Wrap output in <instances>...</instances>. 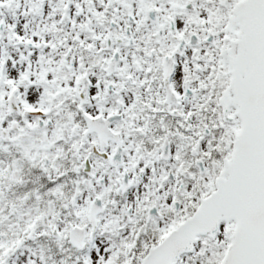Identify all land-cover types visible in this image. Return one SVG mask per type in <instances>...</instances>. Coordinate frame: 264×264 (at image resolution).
I'll use <instances>...</instances> for the list:
<instances>
[{
    "label": "snow or ice",
    "instance_id": "6c2138e0",
    "mask_svg": "<svg viewBox=\"0 0 264 264\" xmlns=\"http://www.w3.org/2000/svg\"><path fill=\"white\" fill-rule=\"evenodd\" d=\"M0 264H264V0H0Z\"/></svg>",
    "mask_w": 264,
    "mask_h": 264
}]
</instances>
